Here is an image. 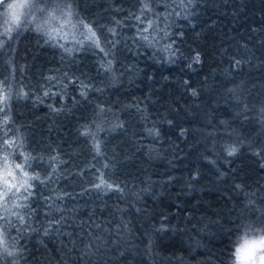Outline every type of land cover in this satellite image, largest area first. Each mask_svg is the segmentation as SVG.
Returning <instances> with one entry per match:
<instances>
[{"label":"trees","instance_id":"obj_1","mask_svg":"<svg viewBox=\"0 0 264 264\" xmlns=\"http://www.w3.org/2000/svg\"><path fill=\"white\" fill-rule=\"evenodd\" d=\"M67 2L75 28L52 21L46 43L22 18L0 49V132L15 140L0 168L19 164L32 185L27 200L8 196L26 223L8 214L7 245L23 251L2 264H236L242 223L264 212V0ZM157 25L167 39L152 37Z\"/></svg>","mask_w":264,"mask_h":264},{"label":"snow or ice","instance_id":"obj_2","mask_svg":"<svg viewBox=\"0 0 264 264\" xmlns=\"http://www.w3.org/2000/svg\"><path fill=\"white\" fill-rule=\"evenodd\" d=\"M0 7L5 9L4 21H3V31H0V37H4L5 39H0V49H2L8 40H12V33L15 31L19 33L21 30V21L22 18L26 20L28 24L34 23V30L36 32L42 33L48 36V41L46 43L54 39L53 32H59V28L52 29L51 31H46V25L50 24L52 21H59L60 28L68 26L70 28H75L77 25L72 23L73 17V8L71 3L67 2V0H13L11 3H5V0H0ZM152 8L149 3H144L141 8V14H145L147 12H151ZM40 14L46 17L44 23L38 22L37 15ZM137 20H141L140 16L136 17ZM159 19V16H157ZM78 24L84 31L81 35L85 40L89 41V47L99 48L100 51H104L103 47H101V42L99 37L97 36L96 31L92 28L91 24L86 23L83 19H79ZM154 22L152 20L148 21V25L146 28L140 30V39L147 43V46H153V40L149 39V36L144 35L149 29L153 28ZM114 34V30L110 29ZM154 31L162 33V39H167L169 37V32L165 28H160L159 25L156 26ZM58 46L64 49L65 52L71 54L72 49L66 48L64 44H59ZM80 45L81 50L83 48L84 40L77 42ZM172 49V44H166L163 46V51H170ZM105 56L108 55L107 52L104 53ZM175 54L174 52L172 53ZM198 59V57H197ZM101 68L105 71L112 72L113 71V63L111 60L107 61L106 64H101ZM50 82L56 80V77H48ZM82 87H85L82 85ZM49 90H46L43 94L44 96L49 95ZM22 95H26L25 93H21ZM84 94V93H82ZM55 95V93H53ZM10 97L7 93L0 94V104L7 106V101ZM0 111H3V108H0ZM103 109L100 110V113H103ZM8 116L6 115L3 120V126L8 124ZM97 129L100 130V126L96 125ZM85 136L92 138L95 142L93 145L94 150L99 154L100 145L99 141L95 140V135L91 133L88 127H85V131L82 133ZM15 140L8 138V129L5 127L3 132H0V148L5 151L4 160L7 164L8 152L7 150L13 146ZM237 149L235 147L228 148V155L232 156L236 153ZM42 159V158H40ZM55 159V158H53ZM28 157L25 158V162H27ZM17 169H20L22 175L24 177H28V173L24 172L21 169L19 164L15 165ZM55 169H53V172ZM47 179H51V175L46 177ZM29 179L40 181L39 174H36ZM43 183L44 181H40ZM104 184V181L101 180V184L95 185V187L100 188L101 185ZM32 185L28 183V179L23 180V182L17 187L16 185H12L10 187L6 186L5 189L0 192V201H4L3 209L4 215L0 216V220L3 221V224H0V264H2L3 260L6 257H16L23 249L20 250H10L7 242H6V234L7 230L11 227H14L11 219L8 214L16 216L18 223L23 226L25 225V217L19 212H12V210L8 207L7 198L9 193L11 192L12 196L15 197L19 192L20 188L24 189L25 195L23 196L24 200H27L32 192L30 191ZM108 188H111V185H107ZM12 188H16V192H12ZM13 208H26L28 205L19 204L13 201ZM245 229V238L243 244L236 249L235 256L236 259L241 261V264H264V212H261L257 217L256 221L248 220L241 225ZM19 232V230H18ZM47 234V233H46ZM9 264H18V261H10Z\"/></svg>","mask_w":264,"mask_h":264},{"label":"rangeland","instance_id":"obj_3","mask_svg":"<svg viewBox=\"0 0 264 264\" xmlns=\"http://www.w3.org/2000/svg\"><path fill=\"white\" fill-rule=\"evenodd\" d=\"M186 3H188V0H184ZM13 2V0H9L8 3H11ZM175 5H179V3L177 2ZM189 6V5H188ZM187 7V6H186ZM176 15L175 11L173 13V15ZM164 19L166 21H171V16L169 14H166ZM3 21H4V15L1 19V22H0V29L3 28ZM173 22V21H172ZM161 34V36L163 35L162 33L160 32H157V31H154L152 33V37L154 39H157V37ZM165 43L159 45L160 47H158V51L163 55V57L166 59V54L165 52L162 50L163 49V46H164ZM168 57V56H167ZM10 163V162H8ZM21 175L22 173L19 171V169H17L15 167L14 164H12L11 166H7L5 168H0V192H2L6 186L10 187L12 185H16L17 187H19V185L22 183V180H21ZM21 189V188H20ZM16 191V188H12V192H15ZM11 194V192L9 193V195ZM8 199V198H7ZM4 201H0V211H1V208L3 207ZM243 244V242H241L239 244V246L237 248H239L241 245ZM236 264H241V261L237 260Z\"/></svg>","mask_w":264,"mask_h":264}]
</instances>
